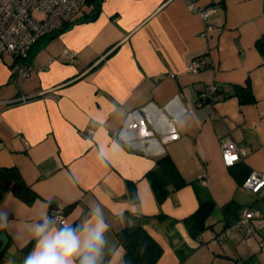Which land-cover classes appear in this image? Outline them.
<instances>
[{"label":"crops","instance_id":"obj_1","mask_svg":"<svg viewBox=\"0 0 264 264\" xmlns=\"http://www.w3.org/2000/svg\"><path fill=\"white\" fill-rule=\"evenodd\" d=\"M196 1L216 7L208 35L188 0H102L95 19L78 13L35 46L30 77L16 75L15 56L0 55V166L18 167L36 192L26 201L2 190L9 241L0 264H23L36 243L31 226L54 206L73 224L103 210L104 264H126L117 232L133 215L163 249L156 264H247L239 246L251 237L232 224L242 207L264 216V191L243 187L264 171V0ZM199 55L205 67L190 72ZM210 82L224 91L249 85L256 100L243 92V103L233 94L199 106ZM227 142L247 151L233 165L222 154ZM166 154L188 183L168 184L161 200L147 173ZM209 202L194 235L186 220ZM230 203L237 211L224 209Z\"/></svg>","mask_w":264,"mask_h":264},{"label":"built area","instance_id":"obj_2","mask_svg":"<svg viewBox=\"0 0 264 264\" xmlns=\"http://www.w3.org/2000/svg\"><path fill=\"white\" fill-rule=\"evenodd\" d=\"M87 0H0V55L11 54L17 58L16 75L28 78L34 71L30 55L34 45L77 15ZM189 7L198 12L205 21L204 35L216 30L210 19L216 7L201 6L196 0H188ZM72 59L77 56L76 50H66ZM206 65L204 56L199 55L188 64L190 72L197 73ZM216 82L206 84L199 95L198 105L216 104L222 98ZM89 130L88 134H93ZM222 154L229 165L247 154L245 148L233 143L223 144ZM243 187L248 191L259 194L264 191V171L254 170L246 177ZM48 216H55L60 222H68L65 211L61 206L51 208ZM69 223V222H68ZM264 226V216L256 210L242 207L238 219L232 224L235 230H244V236L249 237ZM264 243V240H262Z\"/></svg>","mask_w":264,"mask_h":264},{"label":"trees","instance_id":"obj_3","mask_svg":"<svg viewBox=\"0 0 264 264\" xmlns=\"http://www.w3.org/2000/svg\"><path fill=\"white\" fill-rule=\"evenodd\" d=\"M101 3L102 0H87L79 12L80 14L82 13L80 20L89 21L95 19L100 13ZM72 23L73 22L70 21L55 32L41 38L34 45L33 50L42 40L55 37L62 31L68 29ZM260 46H262V43H260ZM33 50L30 55V60L34 53ZM243 92H245L244 95L247 96V100H250L251 102L256 100L251 93L249 85L246 88L235 85L231 91H224L222 88L219 89L222 98L235 94L240 96L242 103L246 101L241 97ZM147 176L153 189L161 200H163L168 194V184L173 183L177 188H181L188 183L176 167L174 160L168 154L157 160L155 167L147 173ZM3 189L11 190L14 194L26 201H32L36 197V192L31 184L26 181L21 170L16 166H0V202L4 197ZM233 205H235L233 211H237L239 206L233 203L225 205L224 209H232ZM213 207L214 202L202 203L199 209L186 220L188 229L192 234L195 235L196 232H199L204 228L206 218L212 213ZM132 219L133 223L131 225L126 226L117 232L118 240L124 246L126 251V264H156L163 253L162 247L144 228L141 222V216L133 215ZM237 219L238 218L235 220ZM25 252L27 255L28 249H26Z\"/></svg>","mask_w":264,"mask_h":264},{"label":"clouds","instance_id":"obj_4","mask_svg":"<svg viewBox=\"0 0 264 264\" xmlns=\"http://www.w3.org/2000/svg\"><path fill=\"white\" fill-rule=\"evenodd\" d=\"M109 228L99 206L76 224L45 215L31 226L36 243L23 264H104Z\"/></svg>","mask_w":264,"mask_h":264},{"label":"rangeland","instance_id":"obj_5","mask_svg":"<svg viewBox=\"0 0 264 264\" xmlns=\"http://www.w3.org/2000/svg\"><path fill=\"white\" fill-rule=\"evenodd\" d=\"M249 239V242L241 243L239 247H243L240 253L246 260L247 264H264V226L256 230ZM242 264V263H241Z\"/></svg>","mask_w":264,"mask_h":264},{"label":"water","instance_id":"obj_6","mask_svg":"<svg viewBox=\"0 0 264 264\" xmlns=\"http://www.w3.org/2000/svg\"><path fill=\"white\" fill-rule=\"evenodd\" d=\"M8 241H9L8 234L6 233V231H2L0 233V255L2 254L6 245L8 244Z\"/></svg>","mask_w":264,"mask_h":264}]
</instances>
